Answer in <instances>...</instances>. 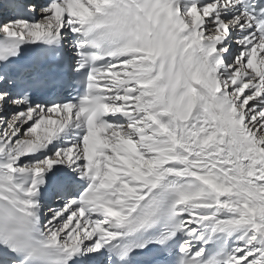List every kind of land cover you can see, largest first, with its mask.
Listing matches in <instances>:
<instances>
[{
	"label": "snow or ice",
	"instance_id": "1",
	"mask_svg": "<svg viewBox=\"0 0 264 264\" xmlns=\"http://www.w3.org/2000/svg\"><path fill=\"white\" fill-rule=\"evenodd\" d=\"M0 264H264V0H0Z\"/></svg>",
	"mask_w": 264,
	"mask_h": 264
}]
</instances>
